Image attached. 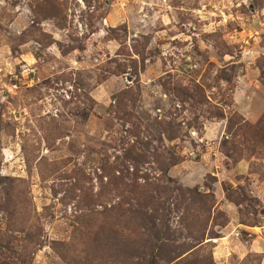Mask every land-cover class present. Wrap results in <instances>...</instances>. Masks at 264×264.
Wrapping results in <instances>:
<instances>
[{"label":"rangeland","instance_id":"374dc122","mask_svg":"<svg viewBox=\"0 0 264 264\" xmlns=\"http://www.w3.org/2000/svg\"><path fill=\"white\" fill-rule=\"evenodd\" d=\"M2 264H264V0H0Z\"/></svg>","mask_w":264,"mask_h":264},{"label":"trees","instance_id":"16d2710c","mask_svg":"<svg viewBox=\"0 0 264 264\" xmlns=\"http://www.w3.org/2000/svg\"><path fill=\"white\" fill-rule=\"evenodd\" d=\"M11 179L8 177H1L0 176V189L1 193L4 192L6 196L9 198L10 196V188H11ZM2 264V263H0Z\"/></svg>","mask_w":264,"mask_h":264}]
</instances>
